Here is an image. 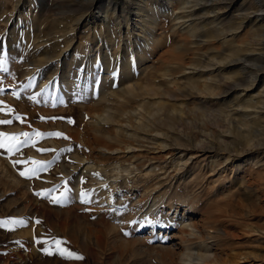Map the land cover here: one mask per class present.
Instances as JSON below:
<instances>
[{
	"label": "rangeland",
	"instance_id": "1",
	"mask_svg": "<svg viewBox=\"0 0 264 264\" xmlns=\"http://www.w3.org/2000/svg\"><path fill=\"white\" fill-rule=\"evenodd\" d=\"M164 5L162 0H0V120L12 121L0 124V133L30 139L12 152L0 148V221H24L0 226V264H181L191 248L190 230L177 218L182 208L190 209L185 224L208 227L202 188L199 204H192L190 185L178 178L176 160L190 151L171 141L174 131L164 125L130 137L125 131L130 123L142 126L158 105L163 109L157 115L165 121L179 101L182 118L191 123L188 109L201 95L189 85L190 76L196 73L203 82L212 71L204 68V59L222 52L214 40L200 44L179 31ZM148 13L159 19L155 27ZM50 132L68 139L34 134ZM32 160L54 162L30 176ZM64 181L71 191L55 203ZM45 189L54 191L37 194ZM82 189L94 190L89 203L81 202ZM262 209L252 222L264 228V203ZM55 240L83 259L61 256ZM237 252L249 259L235 264L253 258L264 264V240Z\"/></svg>",
	"mask_w": 264,
	"mask_h": 264
},
{
	"label": "bare ground",
	"instance_id": "2",
	"mask_svg": "<svg viewBox=\"0 0 264 264\" xmlns=\"http://www.w3.org/2000/svg\"><path fill=\"white\" fill-rule=\"evenodd\" d=\"M162 1L171 8L170 20L179 31L186 32L194 41L200 40V44L214 40L222 47V52H214L204 59V68H212L211 76L203 82L197 81L196 73L190 76L189 85L201 95L197 105L188 109L194 116L191 123L182 118L185 107L179 101L174 114L166 117V123L157 115L163 109L158 105L148 112L142 126L130 123L125 125V131L127 135L130 132V137L136 135L138 129L152 132L164 125L167 131H174L171 133L175 138L171 141L190 151L175 159L179 173L176 172L180 174L182 186L190 185L192 204H199L202 188L207 198L208 227L200 230L193 223L185 224V214L190 209L182 208L184 214L177 218L181 226L190 230L191 248L182 254L180 263L235 264L249 259L237 252L242 250V245L264 240V228L252 222L260 219L264 203V0ZM90 6L91 1L88 8ZM116 8L113 7V14ZM147 17L155 27L159 19L149 13ZM47 80L50 81V77ZM198 82L203 83L200 88ZM66 88L63 86V91ZM105 91L100 93L105 94ZM180 123L185 124L181 130ZM157 133L164 139L169 137ZM165 142L161 141V145ZM86 168L90 170L89 166ZM114 170L118 176L119 170ZM95 180L98 184L103 182L98 176ZM175 209L178 211V206ZM20 254L16 253L18 257ZM252 261L259 263L255 258L247 262L253 264Z\"/></svg>",
	"mask_w": 264,
	"mask_h": 264
},
{
	"label": "snow or ice",
	"instance_id": "3",
	"mask_svg": "<svg viewBox=\"0 0 264 264\" xmlns=\"http://www.w3.org/2000/svg\"><path fill=\"white\" fill-rule=\"evenodd\" d=\"M0 66H2V65H0ZM14 95H18V93H14ZM31 99H35V97H31ZM0 110H2V109H0ZM16 118L20 119L19 116H17ZM11 123H12L11 120H0V124H11ZM34 134L39 135V136L47 135V136L63 137L64 139H68V137L64 136V134L60 133V132H50V133H46V134L45 133H34ZM21 135H23L26 138H29L30 135H32V134L22 133ZM29 142H30V139H25L24 141L21 142V141H18V138L16 135L9 136V134H7V133H0V148L6 147L9 152H12L14 149H16L19 144H21V143L26 144ZM38 151L46 152V151H56V150L55 149H38ZM60 151H71V149L70 148L61 149ZM53 162L54 161L42 162V161L32 160L31 163L34 165V167L28 170V174L30 176H35L39 170L46 169L48 167V165L53 163ZM14 163H20V161H15ZM25 174H26L25 172H20L21 176H24ZM95 175H98V174H95ZM81 182L83 183V178H81ZM66 185H67V181H64L63 182L64 191H63V193H61V198H58L54 201L55 203H61L62 200H66L68 198V193L71 191V189L67 188ZM57 187H60V186H57ZM105 187H107V186H105ZM52 191H54V189H45V190H43L42 193H37V194L38 195H45V194H48ZM92 191H94V190L82 189L80 192L81 202L89 203L90 201H89L88 197L92 194ZM145 222L146 223H159L158 220L157 221H147L146 220ZM9 223L23 224L24 221H22V220H20V221H16V220L0 221V226H5L6 224H9ZM36 223L38 224L40 222L37 220ZM132 223H136V221H132ZM125 234L127 235V233H125ZM36 243H43V244L47 245L49 243V241L37 239ZM61 243H62L61 240H55L54 241L56 250L61 256L69 258V259H72V258L77 259V260L83 259L82 256L76 254L75 252L69 251L66 248H62ZM43 250L46 253H48L49 255L52 254L48 247H45Z\"/></svg>",
	"mask_w": 264,
	"mask_h": 264
}]
</instances>
